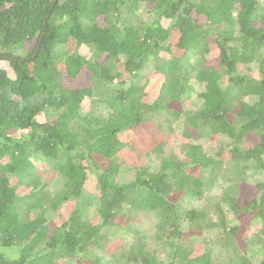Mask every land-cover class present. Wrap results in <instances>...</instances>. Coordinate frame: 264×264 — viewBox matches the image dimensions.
Wrapping results in <instances>:
<instances>
[{
  "label": "trees",
  "instance_id": "obj_1",
  "mask_svg": "<svg viewBox=\"0 0 264 264\" xmlns=\"http://www.w3.org/2000/svg\"><path fill=\"white\" fill-rule=\"evenodd\" d=\"M53 1L0 0V264H264V0Z\"/></svg>",
  "mask_w": 264,
  "mask_h": 264
},
{
  "label": "rangeland",
  "instance_id": "obj_2",
  "mask_svg": "<svg viewBox=\"0 0 264 264\" xmlns=\"http://www.w3.org/2000/svg\"><path fill=\"white\" fill-rule=\"evenodd\" d=\"M60 68L62 69L61 65H60ZM255 71H256V66L254 65L252 67L251 72L255 73ZM151 80H153V78H151L150 81ZM86 81H87V74H86V72L82 71L81 74H79L77 76V78L75 79V84H81V83L86 82ZM201 89H202L201 84L193 82V91L191 93V98H189V100H187L185 102L186 108H192V107H194V105L201 102V98L198 95V93L201 91ZM176 106L178 107L179 105L176 104ZM129 136L131 137V140H130V147L131 148H125L124 150H122L120 152V157L125 158L126 163L133 161V157H134L136 152H138V151H143V152L149 151L150 149H152V147L154 145H157L159 143L164 144V145L166 144V147L169 146L170 150L173 151V153H175L179 157H182V152L180 151V147H179V143H181L182 141L183 142L191 141L194 143L202 144L203 149L212 147V149H210L208 153L214 154V153H216V151H218L219 146L217 145V142H219V141L222 142V141L228 140L226 137H224V138L220 137L218 139V141L214 142V144H213V143H209L204 138L198 139L194 132H192L189 135V137L184 139L182 137L181 133L179 131H176V130L174 132H171V133L165 132L163 134H160L157 131L155 125L153 123H149V122H145L142 125L135 126L132 129V133ZM255 141H257V137H255L254 134L250 133L247 137L248 144H251ZM210 144H212V145H210ZM34 161H35L34 163H37L36 159H34ZM224 168H227V167H224ZM229 171L230 170H226V171H222V172L225 174ZM45 175L48 176V174H45ZM228 175H230L232 177L235 174H233L232 172H229ZM247 179L251 180V178L249 176L247 177ZM222 180H223V178L220 177V174L218 175L217 178L214 177V179L212 180L213 181L212 185L208 189L205 190V195L202 199H200V202H197V201L194 202V199H192L193 202L196 205L198 203H201V205L202 204L204 205L205 202L209 204L210 202L214 201L215 198H218L221 195L222 190L220 187L217 186V184L219 182H221ZM232 188H233L232 192L237 193V198H239L242 201L250 200L257 195V191L255 190L254 186L248 180H243V179L239 180L236 182L235 186ZM205 199H207V200H205ZM135 223L138 224V227H144V226L149 224V220H145V221L140 222V219H136ZM120 238H122V240L129 241L131 239V235H130V233H128V234L121 233ZM194 240H195L194 242H196L197 237H194ZM119 241H121V240L113 238L109 244V251L114 250L115 245L122 243ZM5 252H6V254H8L10 256H15V250L14 249L6 250ZM80 262H82V261H80Z\"/></svg>",
  "mask_w": 264,
  "mask_h": 264
},
{
  "label": "water",
  "instance_id": "obj_3",
  "mask_svg": "<svg viewBox=\"0 0 264 264\" xmlns=\"http://www.w3.org/2000/svg\"><path fill=\"white\" fill-rule=\"evenodd\" d=\"M55 1H56V0H54L53 2L55 3ZM48 17H49V12L46 14L45 20H47ZM38 48H39V42H38V44H37V49H36V50H38Z\"/></svg>",
  "mask_w": 264,
  "mask_h": 264
}]
</instances>
